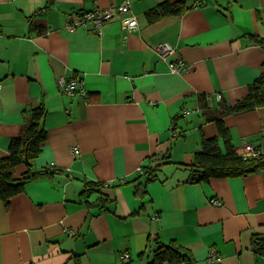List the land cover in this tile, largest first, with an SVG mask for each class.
<instances>
[{"label": "crops", "instance_id": "obj_1", "mask_svg": "<svg viewBox=\"0 0 264 264\" xmlns=\"http://www.w3.org/2000/svg\"><path fill=\"white\" fill-rule=\"evenodd\" d=\"M162 1L130 0L136 28L114 18L97 33L66 23L124 0H0V157L41 105L46 137L32 171H48L0 200V264H73L75 254L80 264H148L158 242L188 250L191 262L176 264H264L251 245L264 234V169L194 183L184 169L202 136L224 148L199 96L215 114L264 72L251 40L264 38V0H167L186 10L148 22ZM159 42L174 53L161 58ZM177 59L181 73L169 68ZM63 78L79 79L84 93L63 92ZM223 120L237 151H264V106Z\"/></svg>", "mask_w": 264, "mask_h": 264}, {"label": "trees", "instance_id": "obj_2", "mask_svg": "<svg viewBox=\"0 0 264 264\" xmlns=\"http://www.w3.org/2000/svg\"><path fill=\"white\" fill-rule=\"evenodd\" d=\"M186 10L184 1H162L146 12V19L152 23L163 16L177 15ZM89 11V10H88ZM82 13V12H81ZM80 14V13H79ZM39 32H42L39 30ZM251 40L260 45L264 51V38L251 35ZM204 95L199 96V107L207 119L215 122L217 131L224 141L221 148L217 139H200V148L194 152L193 159L184 167L187 170V181L194 183L207 180L211 177L230 175H244L258 169H264V155L257 158L243 157L229 141V130L223 120L225 115L253 111L256 107L264 106V72L248 87L247 94L230 105L222 103L215 108L212 114L206 106ZM44 108L40 105L25 112L26 123L21 132L12 138L8 145L7 156L0 157V200L8 204L12 197L22 191L25 183L38 179L48 171L41 169L32 171L35 158L41 152L42 143L46 134L43 128ZM28 162V170L20 177H14L15 166ZM147 172V170L145 171ZM154 169H150L145 182L155 177ZM100 184L87 183L86 191H100ZM160 243V244H159ZM251 245L256 253L264 254V234L253 236ZM73 264H80V255L75 254ZM192 256L186 248L178 246L175 242L156 243L152 260L148 264H176L180 261L191 262Z\"/></svg>", "mask_w": 264, "mask_h": 264}, {"label": "built area", "instance_id": "obj_3", "mask_svg": "<svg viewBox=\"0 0 264 264\" xmlns=\"http://www.w3.org/2000/svg\"><path fill=\"white\" fill-rule=\"evenodd\" d=\"M130 10V0H124L121 5L118 6H111L105 9L95 8L89 11H83L82 13L75 15L71 18L67 23L66 26L69 30L79 29V28H88L92 27V29L96 30L99 33L101 27L111 21L112 19L116 18L119 19L121 28L123 30H132L137 26V20L134 16H128ZM125 15V16H122ZM153 49L161 58H166L169 55L174 53V48L168 42H159L157 43ZM169 68L173 72L181 73L186 70L185 63L182 59H177L174 62L169 63ZM62 91L72 95L75 93H84L83 89L79 86V79L71 78V79H61L59 81ZM1 87V83H0ZM184 113L189 112L188 109L183 111ZM75 153H78V149L74 147ZM243 157L248 158H257L264 155V151L260 150L258 147L253 146L251 143H245L242 149L238 151ZM49 167L53 168L54 163H49ZM142 168L139 167L138 170ZM211 203L213 205H220L221 201L218 198L211 199ZM123 258H128V253H123ZM209 259L212 261H220L221 257L217 253L216 249L211 248L208 255Z\"/></svg>", "mask_w": 264, "mask_h": 264}, {"label": "rangeland", "instance_id": "obj_4", "mask_svg": "<svg viewBox=\"0 0 264 264\" xmlns=\"http://www.w3.org/2000/svg\"><path fill=\"white\" fill-rule=\"evenodd\" d=\"M199 148H200V146H199Z\"/></svg>", "mask_w": 264, "mask_h": 264}]
</instances>
